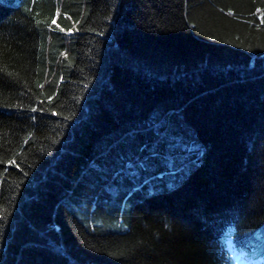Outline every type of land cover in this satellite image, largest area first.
<instances>
[{
	"label": "trees",
	"instance_id": "1",
	"mask_svg": "<svg viewBox=\"0 0 264 264\" xmlns=\"http://www.w3.org/2000/svg\"><path fill=\"white\" fill-rule=\"evenodd\" d=\"M235 255L264 262V0H0V264Z\"/></svg>",
	"mask_w": 264,
	"mask_h": 264
},
{
	"label": "rangeland",
	"instance_id": "2",
	"mask_svg": "<svg viewBox=\"0 0 264 264\" xmlns=\"http://www.w3.org/2000/svg\"><path fill=\"white\" fill-rule=\"evenodd\" d=\"M234 264H264V262L259 259L248 261L244 258L240 259L238 255H235Z\"/></svg>",
	"mask_w": 264,
	"mask_h": 264
},
{
	"label": "snow or ice",
	"instance_id": "3",
	"mask_svg": "<svg viewBox=\"0 0 264 264\" xmlns=\"http://www.w3.org/2000/svg\"><path fill=\"white\" fill-rule=\"evenodd\" d=\"M53 23H55V21H53Z\"/></svg>",
	"mask_w": 264,
	"mask_h": 264
}]
</instances>
